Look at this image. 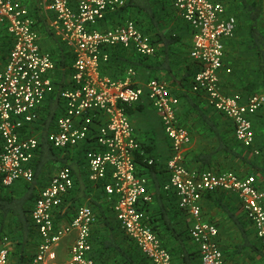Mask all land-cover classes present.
Listing matches in <instances>:
<instances>
[{
  "label": "built area",
  "instance_id": "built-area-1",
  "mask_svg": "<svg viewBox=\"0 0 264 264\" xmlns=\"http://www.w3.org/2000/svg\"><path fill=\"white\" fill-rule=\"evenodd\" d=\"M260 1L264 6V0ZM126 2L35 0L37 12L47 17L48 28L72 57L70 84L57 91L62 111L54 125L46 127V139L61 150L88 141L91 146L85 152V181L103 189L115 220L152 264H172L171 252L149 224L143 208L152 195L148 176L137 171L135 156L144 149L126 110L147 97L170 142L165 161L168 179L163 188L177 195L178 206L191 217L189 235L197 244L200 264H226L218 241L219 227L203 217V195L219 190L236 193L264 244V191L254 174L243 176L233 170H199L186 165L185 151L192 133L179 122L180 97L165 81L151 78L140 85L134 66L126 67L118 77L102 72L101 66L110 61L109 49L113 47L132 49L144 59L156 55L151 35L135 19L122 16ZM173 6L193 35L190 57L196 72L190 90L201 96L206 106L230 119L236 139L252 147V115L264 107V93H226L220 76L223 70L232 71L225 64V41L235 33L236 16L227 12L221 0H173ZM111 15L121 16L108 26L107 17ZM41 26L27 0H0V30L5 29L12 42L0 67V185L4 187L34 180L41 109L48 95L56 92L53 72L57 61L54 53L40 43ZM156 161L147 158L148 164ZM42 183L30 213L38 240L29 264H98L90 255L96 221L92 205L78 203L70 220L57 221L58 213L65 210L61 207L75 191L72 169L58 166ZM71 232L74 239L68 246V256L60 259L57 249ZM9 243L10 238L4 236L0 264H10Z\"/></svg>",
  "mask_w": 264,
  "mask_h": 264
},
{
  "label": "trees",
  "instance_id": "trees-1",
  "mask_svg": "<svg viewBox=\"0 0 264 264\" xmlns=\"http://www.w3.org/2000/svg\"><path fill=\"white\" fill-rule=\"evenodd\" d=\"M170 1V2H169ZM167 1L169 6L173 5L172 0ZM228 13H232L237 18V26L235 33L239 30L240 27H244L248 29V39L250 41L249 44L246 42V46L248 49H251L250 52L255 57V64H256V74L258 73V78H255L253 81L248 82L246 84V89L242 90L241 93L243 96H247L249 94L258 92L260 90L264 91V6L262 5L260 0H221ZM167 4V5H168ZM127 9H138L142 10L146 13L149 19L154 22L153 20L156 19V14L158 13L155 9V1L154 0H127L125 6L122 9L127 11ZM37 11V10H36ZM246 12L247 17V24L244 23L243 19L241 18L242 15L239 12ZM34 15L42 22H44V18L39 15L37 12H34ZM124 16V15H123ZM108 18V17H107ZM42 26H45V23H42ZM47 28V27H46ZM234 33V34H235ZM176 37H167L166 41L170 44L175 42ZM12 45L11 37L7 34L5 29L0 30V67L3 65L6 55ZM227 41H225V47L227 48ZM120 48V47H119ZM60 51L61 56V65H66V57L65 54ZM69 54V52H68ZM67 54V56H69ZM227 54V50H226ZM64 56V57H63ZM139 58V59H138ZM135 57L133 53H128V55H123L122 53H115L111 55L110 61L112 59L124 60L125 64L127 65H138L134 62H144V58L138 56ZM128 62V63H127ZM107 64V63H106ZM225 64H226V56H225ZM227 65V64H226ZM196 69V65L194 62H190L186 73L184 76L188 80L192 78ZM230 75L233 74V69L229 73ZM186 79V80H187ZM222 84V83H221ZM222 89L224 90L223 86ZM173 92L180 97V105L181 102L186 100L187 102V110L185 112L186 117L182 121L180 118L179 110H178V118L179 122L185 126H187L190 131L192 132L191 125L194 122H202L204 125L207 126L208 130L211 134L216 137L217 145L213 149H209L205 152L194 153L193 155L189 156L188 153L185 155V163L187 166L196 168L199 170H215V171H223V170H233L240 175L246 176L251 174H258L263 175L264 177V117L262 125L260 129H257L255 122L252 118V122L254 125L255 130V140L254 145L248 149L250 151L257 150L258 153L253 155L252 157L249 156L248 153H243L238 149V145L241 143L236 139L234 133V126L232 123H227L226 130L220 131L219 129V121L217 118L219 116L225 117L222 113L218 112L217 110L208 107L205 105L203 98L197 94L191 93H178L175 89H172ZM231 93V92H227ZM184 98V99H183ZM179 105V106H180ZM180 109V108H179ZM208 109V110H207ZM260 109L259 111L263 110ZM127 113L129 114L132 110V106L127 107ZM256 112L259 114L260 112ZM48 119L52 120L56 117L55 111H51L49 114ZM190 121V122H189ZM38 128V127H37ZM45 131V129H44ZM40 143L37 148V158L33 160V167L35 170V178L31 182L25 181H17L10 187H4L0 185V238L3 240L4 236H8L4 234L5 228H8L12 235V241L15 243V251L17 253V260L13 264H29V261L32 257L31 253H28V245H34L37 243V230L31 221V210L34 204L36 197L38 196V190L42 183V178L44 177V170L50 164V161H58L60 163L59 166L68 165L73 173H74V182H75V191L72 196H70L65 204L61 207V210L65 208L64 212H59L57 216V221H62L64 218L70 220L75 215L76 210V201L79 200V197L82 195H93V189L97 187V185H92L82 188L81 187V177L84 173V168L82 171L80 170V166L82 167L85 162V152L91 146L88 141L83 142L82 144L67 149H56L54 148L46 139V134L41 133ZM260 134V139L258 138ZM1 137H0V147H1ZM142 148L144 149L143 153H137L135 156V161L137 164V171L139 173L145 174L149 178V187L150 182L154 180L157 185L162 186V190L164 194L170 196V201L175 204V207L185 212L178 206V199L177 195L173 191H166L163 188L164 183L161 182V179H168V172L165 166V162H154L153 164L147 163V158L149 156L154 157L157 159V155L153 149L154 145L152 142L142 141ZM238 147V148H237ZM69 150H75L74 153L70 154ZM222 152V155L219 157V153ZM260 160H263L260 162ZM191 162L199 163V165L195 166L192 165ZM241 166H246L249 168V171L241 170ZM161 171L164 173L162 177H160L157 173ZM243 171V172H242ZM246 171V172H245ZM48 172V170H47ZM167 173V174H166ZM165 176V177H164ZM257 177V176H256ZM46 179V178H44ZM264 183V180H262ZM86 183V182H85ZM257 178V185L258 187L264 191V184ZM19 184V187H14ZM94 187V188H93ZM100 187V186H98ZM97 187V188H98ZM101 196L96 195L92 198L93 203H90L94 208L96 213V221L92 226L91 231V241L93 243L92 250H91V257L96 261L98 264H109L111 262L117 264H150V259L145 256L141 250L138 248L136 243L121 229L118 222L115 220L112 221V209L110 204L106 201V197L103 194V189H99ZM227 193V191L219 190L213 192H207L203 195V198L212 199L214 203L221 207V209L226 213V215L238 226L242 233L243 240L237 246L238 250L242 248L249 247L254 249L258 254H260L262 261L264 260V244L258 238V243L251 241L247 234L245 228V219L243 216L237 215L227 203H224L222 199H216L215 196L218 194ZM236 194V193H235ZM237 195V194H236ZM162 193H159V197L161 198ZM238 196V195H237ZM202 198V199H203ZM103 200L106 202L103 203ZM151 201L144 205V209L146 211V215L148 217V222L159 235L162 243L168 249L169 247L164 242L163 238L160 234V228H158L159 224L156 223V218L154 215L148 213L149 205ZM264 203V201H263ZM186 213V212H185ZM246 214V213H245ZM244 214V216H245ZM246 218V216H245ZM208 221H212L218 225L215 220L206 219ZM249 221V220H248ZM168 225V226H167ZM166 228L170 227L169 224H166ZM172 228V227H171ZM190 228V227H189ZM182 231L175 232L171 229V233L175 235H179ZM9 237V236H8ZM118 237L123 238L124 240H128V247H133L135 250L136 258L132 257L127 248H125L123 242H118ZM10 238V237H9ZM171 252V250L169 249ZM198 252V253H197ZM172 254V252H171ZM196 254L199 255V251H190L188 250L183 260L185 264H192L191 260L194 259ZM224 254V252H223ZM140 257V259H139ZM173 260V256H172ZM226 264L228 263L225 259ZM238 263V262H237ZM152 264V262H151Z\"/></svg>",
  "mask_w": 264,
  "mask_h": 264
},
{
  "label": "crops",
  "instance_id": "crops-1",
  "mask_svg": "<svg viewBox=\"0 0 264 264\" xmlns=\"http://www.w3.org/2000/svg\"><path fill=\"white\" fill-rule=\"evenodd\" d=\"M155 1V9L158 12L156 14V19L152 22L146 13L142 10L138 9H127V11L123 10V17H131L136 20L138 26L146 33L150 34L156 47V55L150 59L144 60V62H134L136 65H126L124 60L112 59L111 63L103 64L101 66L102 72L106 75H110L112 77H118L122 74L124 69L128 66H134L137 70L136 82L140 85H144L145 82L151 78H157L162 81H165L172 89H175L178 93H191L190 83L192 78L188 80L184 74L188 68L190 62H193V59L190 57V49L193 44V35L190 30V27L186 21L179 15L174 6H169V0H154ZM35 0H27V3L30 5L33 13L37 10V7L34 4ZM170 2V1H169ZM173 2V0H172ZM168 4V5H167ZM37 12V11H36ZM39 15L43 17V15L37 12ZM52 15V14H51ZM50 15V16H51ZM121 16V15H120ZM111 15L107 19V25L110 26L115 24L120 18ZM45 26H41L40 28V43L43 48L49 49L54 53V56L57 61V68L53 72V78L56 82V92L48 95L45 105L41 109V118L42 121L40 123V134H46V127L48 129V125H54L56 117L61 113L62 106L61 99L57 93L62 87H67L70 84V72H71V64L72 57L69 50L65 47L60 40L53 34V32L47 26V17H43ZM167 37H176L175 42L168 43L166 41ZM248 29L244 27H240L239 30L230 38L226 39L227 43V54H226V64L233 69V74L230 75L226 71H222L220 73L221 83L224 88V91L231 93L242 92V90L246 89V84L248 82L253 81L255 78H258V73L255 71V57L251 54L250 50L246 46L250 43L248 39ZM57 40L58 42L56 43ZM55 44H54V43ZM62 51L64 56L66 57V65H61V56L60 51ZM110 55L115 53H122L123 55H128V53H133L136 58H138V54L132 49H124L122 47H113L109 49ZM67 54L69 56H67ZM63 56V57H64ZM139 59V58H138ZM128 63V62H127ZM187 79V80H186ZM263 92V90H260ZM184 99V98H183ZM151 107V105L147 97H143L142 100L132 105V110L129 115H133L135 119L132 124L137 132V121L143 115L144 111ZM180 108V109H179ZM179 114L180 118L183 121L186 117L187 110V102L186 100L181 102L179 106ZM155 110V109H154ZM208 110V109H207ZM51 111H55L56 117L52 120L48 119ZM156 112V110H155ZM259 114H253L252 118L255 122L257 129H260L263 118L264 117V109L259 111ZM157 113V112H156ZM158 115V114H157ZM160 117V116H159ZM142 119V118H141ZM186 120V119H185ZM219 121V129L220 131H225L227 123H232L230 119L227 117L219 116L217 118ZM161 121V120H160ZM184 122V121H183ZM190 122V121H189ZM52 127V126H51ZM157 125H155L156 129ZM162 127V123H161ZM192 127V139L191 142L186 146L185 155L188 153L189 156L194 153L205 152L209 149H213L217 145V139L214 137L211 132L208 130L207 126L202 122H194ZM45 129V131H44ZM158 130V129H157ZM42 135V134H41ZM146 142H152L154 147V151L157 155V161L165 162L169 155V139L167 138L163 127L162 133L158 135L156 130L152 134V136L147 135ZM260 139V134L258 136ZM143 139V138H142ZM140 139V140H142ZM243 146L242 144H240ZM240 146L241 149L242 147ZM244 148H247L243 146ZM247 153V152H246ZM222 155V152L219 153V157ZM37 158V155H36ZM36 160V159H35ZM263 160H260L262 162ZM192 165H199V163L191 162ZM84 168V166H82ZM160 177L164 175L163 172L158 171L157 173ZM82 180L85 181V175L82 174ZM260 183L264 180L263 175L256 174ZM165 177V176H164ZM163 178V177H162ZM161 182H165V179H161ZM89 184V183H88ZM264 184V183H263ZM100 188L96 187L93 191V195L97 194L101 196ZM149 191L152 195V200L149 205L148 213L152 214L156 218V223L159 224L158 228H160V234L163 238L166 245L172 252L173 260L172 264H185L183 258L185 257L188 250L197 251V244L192 240L189 235V227L191 226V217L189 214L183 211L178 210L170 201V196L164 194L161 185H157L154 180L150 182ZM159 193H162L161 198L159 197ZM216 199H222L224 203H227L228 206L240 216H243L245 219V228L246 234L248 238L258 243V238L256 237L255 229L252 222L247 218L244 210L241 206V200L239 196H237L234 192L227 191V193L218 194L215 196ZM103 201V200H102ZM107 201V199H106ZM90 203V202H88ZM203 217L205 219H212L218 223L219 227V235L218 241L221 250L224 252L225 259L227 260V264H235L237 262H241L244 264H264V260L262 261L260 254H258L254 249L245 247L241 250H238V245L242 242L243 237L238 226L226 215V213L221 209V207L217 206L212 199L203 198ZM246 218H245V216ZM112 221L114 220V214L112 212ZM249 220V221H248ZM114 222V221H113ZM166 224H169L170 227L166 228ZM172 227V228H171ZM171 229L175 232L182 231L179 235H175L171 233ZM123 242L127 251L132 254L131 256L136 258V253L133 247H128V240H124L121 237H118V242ZM1 246V245H0ZM63 248H58L59 258L62 259L61 253ZM198 253V252H197ZM140 259V257H139ZM192 264H200L201 259L198 254L191 260ZM149 264V263H147ZM151 264V262H150Z\"/></svg>",
  "mask_w": 264,
  "mask_h": 264
},
{
  "label": "rangeland",
  "instance_id": "rangeland-1",
  "mask_svg": "<svg viewBox=\"0 0 264 264\" xmlns=\"http://www.w3.org/2000/svg\"><path fill=\"white\" fill-rule=\"evenodd\" d=\"M239 14L242 15L241 18L243 19L244 23L247 24V17H245L246 16V12H244V11L243 12H239ZM55 41H56V43L58 42L57 40H55ZM130 118L134 122L135 119L133 118V115H130ZM160 120L161 119H160L159 115H157V113L155 112V110L153 108H151V107H148L144 111L143 115H141V117L137 121V124L138 125H137V132H136V134H137L138 138L139 139H142L143 138L141 141H144V140H146L145 137L147 135H149V136L151 135L152 136V134L154 133L155 130L158 133V135H159V133L161 135V133H162L161 123L162 122ZM134 124H135V122H134ZM155 125H157L156 129L155 128H152V127H155ZM240 146L241 145H238L239 148H240ZM241 147L242 148H241L240 151H242L243 153L247 152L250 157H252L253 155L256 154L255 151L248 152L249 151L248 149H250V148H244L243 146H241ZM68 152L70 154H72V153L75 152V150H69ZM59 165H60V163L58 161H50L49 166L47 167V169L45 168V170H44V177L42 179L47 178L49 176V173L52 174L58 168ZM241 167H242L241 170L249 171V168L248 167H246V166H241ZM82 168L83 167L80 166V170L81 171H82ZM47 170H48V172H47ZM80 184H81V187L82 188H85V187L90 186V184L85 183L83 180L81 181ZM14 187H19V184L17 186H14ZM94 189H93V191H94ZM79 198L80 199L76 201V205L78 203H81V202H83V203L90 202V203H93L94 204V201H92L91 195H85L84 194V195H82V197H79ZM104 202H106V201L103 200V203ZM3 232H4L5 235H8L10 237V243H9V245H10V264H13L17 260V253L15 251V249H16L15 243L12 241V236H13L12 234L13 233H11L8 228H5V230ZM73 239H74V233L73 232L67 234L66 236H64L62 238V240L60 242V245L58 247L59 249L60 248H63L62 249L63 252L61 253V255L63 257L62 259H65L68 256V246L73 241ZM1 244H2V239L0 238V245ZM33 251H34V245L29 244L28 245V253H31L32 254Z\"/></svg>",
  "mask_w": 264,
  "mask_h": 264
}]
</instances>
